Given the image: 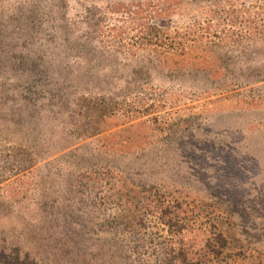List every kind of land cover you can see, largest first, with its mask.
<instances>
[{
  "label": "rangeland",
  "instance_id": "rangeland-1",
  "mask_svg": "<svg viewBox=\"0 0 264 264\" xmlns=\"http://www.w3.org/2000/svg\"><path fill=\"white\" fill-rule=\"evenodd\" d=\"M156 7L0 0V264H168L158 253L181 234L132 201L149 186L169 192L184 245L247 233L261 242L228 263L264 264V100L197 97L194 71L144 75L137 29Z\"/></svg>",
  "mask_w": 264,
  "mask_h": 264
},
{
  "label": "trees",
  "instance_id": "trees-1",
  "mask_svg": "<svg viewBox=\"0 0 264 264\" xmlns=\"http://www.w3.org/2000/svg\"><path fill=\"white\" fill-rule=\"evenodd\" d=\"M203 1L211 3V0ZM195 2L156 0L157 7L151 8L153 11L147 16L151 20L139 24L138 37L147 50L142 60L144 75L157 70L159 81H175L194 71L201 82L197 97L221 94L223 100L246 104L264 100V0H212L190 16L186 9ZM150 105L143 112H148ZM112 113L111 109L109 114ZM152 187L143 189L142 197L138 194L132 201L146 203L149 209V204L154 203L151 219L155 229L158 233L168 232L171 242L181 234L178 248L165 246L158 253L167 258L168 264H222V259L229 264L231 251L240 250L244 256L242 248L254 250L251 245L261 242L260 238L250 239L245 233L242 236H247L246 243L235 247L233 235L215 227L198 237L192 236L189 244L184 245L186 233L176 230L175 217L169 211V192ZM117 193L118 197L122 196L120 190ZM98 200L101 204L108 202L101 196ZM143 220L138 219L139 226ZM244 258L238 257L234 264Z\"/></svg>",
  "mask_w": 264,
  "mask_h": 264
}]
</instances>
